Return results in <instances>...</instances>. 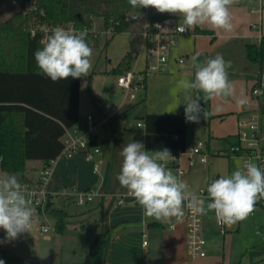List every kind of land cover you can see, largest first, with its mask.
I'll return each instance as SVG.
<instances>
[{
  "label": "trees",
  "instance_id": "trees-1",
  "mask_svg": "<svg viewBox=\"0 0 264 264\" xmlns=\"http://www.w3.org/2000/svg\"><path fill=\"white\" fill-rule=\"evenodd\" d=\"M15 1L23 6L27 0ZM33 1L34 10L23 13L14 6L11 15L0 20V170L8 174L23 173L29 160H38L44 165L54 159L62 149L65 128L78 123L79 78L53 82L37 74L34 53L42 47L41 34L29 32L31 22L47 25L50 35L51 29L58 24L72 22L78 28H92L93 19L101 17L102 29L111 27L110 35L104 38L103 49L116 33L129 30L132 22L125 19V13L136 9L128 0ZM2 2L0 0V5ZM89 40L97 43L98 37L92 38L88 33L86 42ZM245 54L264 71L263 42L245 44ZM132 61V57L126 55L113 71L119 75L124 73L130 69ZM144 88L145 80L142 92ZM129 115L143 126H124L120 134L114 136L106 193L126 190L117 180L123 160L120 152L126 144L139 141L147 151L164 148L178 151L186 146V128L190 122L185 121L184 110L172 114L148 113L144 110L142 95L122 103L108 117V122L112 124ZM50 213L57 216V228L61 230L66 213L58 207H52ZM260 228H264V224ZM105 241L104 232L95 233L80 264H102ZM260 252L264 254V248ZM0 260L4 264H39L2 248Z\"/></svg>",
  "mask_w": 264,
  "mask_h": 264
},
{
  "label": "rangeland",
  "instance_id": "rangeland-1",
  "mask_svg": "<svg viewBox=\"0 0 264 264\" xmlns=\"http://www.w3.org/2000/svg\"><path fill=\"white\" fill-rule=\"evenodd\" d=\"M7 2L10 0H4L3 4ZM4 15L0 14V19H3ZM249 21L252 22L251 18ZM34 24L35 22L32 21L29 28ZM102 25L101 17L93 19L92 30L99 33L98 42L89 40L88 45L93 50L92 69L87 77L79 78L78 123H85L88 114L93 116L97 125L96 130L99 132V145L106 157L110 153L114 135H119L124 126L131 128L137 126L136 119L132 115L118 119L112 124L108 122L109 115L118 108L120 103L128 102L124 99L125 90L117 84L119 74L113 69L126 55H130L133 60L129 70L139 72V70L145 69V48L141 47L140 38L137 39V42L135 41L134 34L120 32L116 33L102 49L104 38L110 35V33L101 32L103 30ZM221 40L224 41L222 45H215L211 51L208 48L204 50L199 62L208 59L207 56L214 58L217 54L222 55L226 62L230 61L231 67L227 71L235 94L227 97H214L206 102L201 101L202 107H205L211 115L207 119L201 116L199 123H188L187 125L185 148L195 144L198 140H202L208 157V162L196 163L181 179L187 185L188 192H194L208 179L214 178L215 180L213 173L216 171H220L221 176H229L236 170V162L240 159L230 156L229 149L237 140L238 121L243 118L248 120L250 118L248 110L256 106L257 100L251 94V87L257 74H250L257 69V65L247 59L243 44L237 43L238 41L234 36ZM245 84H247L246 90ZM135 93L137 94L138 91ZM201 95L203 94L201 93ZM136 98L137 95L131 101ZM238 107L240 110L236 112ZM262 142L264 143V137ZM224 146H226V151H223ZM220 149L221 151L218 152ZM217 153L223 155H217ZM185 160L186 156L183 154L180 157L181 166L185 164ZM34 161L38 160H29V163ZM96 162L101 167V160ZM200 165L209 166V172L207 171L206 175L199 168ZM166 167L173 171L170 166ZM101 171L95 174L94 186L98 187L100 183ZM96 198L93 197L83 204L70 201L65 208L73 214L63 218L61 230L57 228V216L50 212L40 216L36 214L30 231L23 233L15 240L5 241L6 234L3 229H0V234L3 233L0 237V248L22 254L30 259L39 258L42 264H59L61 259H63V264L65 258L72 255L70 251L77 247V245H73L72 240L76 236L85 237L89 233L91 235L93 227H99V212L97 210L93 212L84 211V208ZM104 199L110 201L112 196L105 195ZM204 206L207 208V204ZM81 209L83 210L80 211L82 213H75ZM41 224L49 225L47 233L41 232ZM82 224H84L83 228L80 226ZM263 224L264 209L257 207L247 219L232 224L225 234H220L213 224V212L209 211L203 215L202 227L206 240V255L193 257L194 259H187L185 262L183 260V264H199L204 260L211 264H264V254L260 252L264 248V233L259 229ZM45 234L51 235L52 238L44 239L43 235ZM145 239L150 242L149 248L151 249L150 260L147 261V264H161L162 257L159 245L153 247V242L149 236L147 237V234ZM185 253L187 254L186 244Z\"/></svg>",
  "mask_w": 264,
  "mask_h": 264
},
{
  "label": "clouds",
  "instance_id": "clouds-1",
  "mask_svg": "<svg viewBox=\"0 0 264 264\" xmlns=\"http://www.w3.org/2000/svg\"><path fill=\"white\" fill-rule=\"evenodd\" d=\"M128 3L133 8L151 7L159 13L183 17L181 32L202 24L232 30L229 7L234 0H128ZM87 34V29L53 27L51 34L41 41L42 47L34 53L39 69L37 74L53 82L87 77L93 56V50L86 42ZM193 67L194 79L179 80L178 88L186 93L185 121L199 123L201 116L207 119L211 115L202 107L201 101L232 92L227 71L231 62H226L220 54L203 62H197L193 57ZM179 105L167 112H174ZM120 155L123 158L117 176L120 185L134 197L144 215L162 223L170 222L172 218L179 221L186 206L202 215L212 211L220 222L235 224L247 219L257 202L264 199V171L250 161L238 160L231 175L220 176L208 185L210 202L205 208L203 198L188 192L187 185L166 167L174 158L169 149L152 151L150 155L142 142L133 141L122 147ZM35 216L36 208L17 177L8 173L0 175V229L6 234L4 240L12 241L29 232ZM0 264L4 261L0 260Z\"/></svg>",
  "mask_w": 264,
  "mask_h": 264
},
{
  "label": "crops",
  "instance_id": "crops-1",
  "mask_svg": "<svg viewBox=\"0 0 264 264\" xmlns=\"http://www.w3.org/2000/svg\"><path fill=\"white\" fill-rule=\"evenodd\" d=\"M14 6L13 0L4 4L2 2L0 5V14H5L3 19H6L11 15ZM229 10L232 23L231 31L213 28L209 24L196 25L192 28L193 33L176 37V44L171 48L168 60L163 66H161L160 69L147 72L145 74L146 80L144 91L142 92L140 90L136 95L139 97L142 95L144 96V110L146 112L172 114L180 110H184L185 106L183 103L185 102L186 93L178 88V81L181 79L193 80L195 73V69L193 67V57H196L197 62L201 61L202 52L207 50V48L211 51L215 45H222L224 41L221 39H227L228 37L234 36L238 41L237 43L243 44L244 48L247 43H264V0H234V3L230 5ZM250 18L252 22L260 19L261 34L263 36L262 40L257 38L258 32L250 26ZM124 33L134 34L136 42L138 41L137 39L140 38L141 47L144 49L141 35V25L139 23H132L129 30L124 31ZM179 57L183 58V62H178L177 59ZM207 57L209 58L210 56ZM146 64L147 61L145 58V67ZM259 72L260 68L257 65V69L252 71L250 75L255 73L258 74ZM246 88L247 84H245V90ZM232 94H235V90H232V92L227 96H232ZM122 103L123 102H121L120 105ZM177 105L179 106L174 112H167L174 109ZM239 110L240 107L237 108L236 112ZM115 111H113V113ZM258 111L260 114V126L264 134V99L259 103ZM113 142L114 137L110 153L106 157L103 155L98 139L100 154H98L93 160H86L80 153H75L69 158H59L53 165L52 176L48 184V189L52 191H59L62 188L69 189L70 187H75L77 189L93 188L98 189V191L103 194L112 196V193H106L104 189L110 172ZM206 148H208L207 145ZM223 148V151L227 150L226 146ZM220 151L221 149L218 150V152ZM149 154L151 155L152 151H149ZM217 155L223 154L217 153ZM97 160H101L102 165L101 167L99 166V170L95 172L93 167ZM42 166L43 164L41 161H34L30 163L27 161L26 170L23 173H14V175L17 177L18 181L26 177H34ZM182 167L187 168L186 160ZM205 167L206 166L204 165H200L199 168L202 169L206 175L209 166ZM99 171L102 172V176L97 187L94 186V183L96 182L95 174ZM189 171L190 168L186 171V173ZM214 174L215 179H218L222 173L220 171H216L213 175ZM212 180H214V178L208 179L207 182ZM186 190L189 191L188 187ZM116 192L120 191L117 190L114 193ZM104 196L105 195L96 196L97 198L94 199L90 205L84 208V211L87 212H93L94 210L99 212V227L94 226L91 235L89 233L88 235L86 234L87 236L85 237L76 236V238L72 240L73 245H77V247H74L76 249H72L70 251L72 252V255L65 258V262L63 264H80L85 252L90 246V242L94 234L97 232H104L106 239L102 256V264H147L151 255V249L149 248L150 242L147 241L145 246L142 245V232H145L147 237L149 236L151 238L153 247L155 245H159L162 257L161 264H183V260L185 262L187 259H194L185 253L186 240L185 222L183 217L179 221L172 218L170 222L162 223L144 215L143 209L134 197H128L125 204L120 207H115L118 205L115 204L114 198L112 197L110 201H107L104 199ZM70 201L74 200L69 197L58 196L55 199L53 207H58L62 209L67 216H71L73 212L67 211L65 208L69 205ZM80 211L83 210L81 209L75 211V213H82ZM83 225L84 224L80 226L83 228ZM170 225H172L173 228H169ZM259 229L261 230L262 228L259 227ZM43 238L51 239L52 237L49 234H45L43 235ZM81 238L83 239L82 241ZM138 241L139 243H137ZM9 252L42 264L41 259L39 258L30 259L22 254L13 253L11 251ZM62 261L63 259H61L59 264H62ZM199 264L211 263L204 260Z\"/></svg>",
  "mask_w": 264,
  "mask_h": 264
},
{
  "label": "built area",
  "instance_id": "built-area-1",
  "mask_svg": "<svg viewBox=\"0 0 264 264\" xmlns=\"http://www.w3.org/2000/svg\"><path fill=\"white\" fill-rule=\"evenodd\" d=\"M13 1L14 5L23 13H28L35 9L33 0H27L23 6L19 5L15 0ZM41 13L43 14V11H41ZM125 19L141 25V35L147 61L143 71L135 72L127 70L117 78V84L125 90L124 99L131 101L135 98V92L142 90L145 74L160 69L161 66L166 63L171 48L176 44V37L191 34L193 30L190 29L181 32L179 29L180 27H184L183 17L171 13H159L156 9L151 7L130 9L125 13ZM156 25H160V27L158 28ZM56 26H61L66 30L70 28H74L77 31L87 29V32L92 38L98 37L99 34L97 31H93L92 28L86 26L78 28L74 26L72 22L58 24ZM250 26L258 32L257 38L262 40L263 36L261 34L260 19L251 22ZM37 31L41 34L40 41H42L48 36L49 27L44 23H35L29 28V32L32 35ZM101 32L110 33L111 27ZM177 60L179 63L183 62V58L181 57ZM251 94L257 100L256 106L248 110L250 112V118L248 120L243 118L238 121L239 128L237 140L232 144L229 152L231 153L230 156L238 157L241 162H253L264 171V143L262 142L264 135L260 126V114L258 111L260 100L264 99V71H260L257 74L251 87ZM136 125L138 127L143 126L141 122H137ZM96 127L97 125L93 116L88 114L85 123H76L72 127L65 128L64 134L61 137L63 146L58 155L44 164L34 177H26L19 180L24 186L28 198L36 208L37 216L49 213L58 196L69 197L76 203L83 204L93 197L106 195L98 191V189L93 188L77 189L75 187H70L69 189L62 188L59 191L48 189L53 165L59 158H69L75 153H80L86 160H93L100 154L98 145L99 132H97ZM170 151L174 158L169 160L166 166L173 168L174 174L177 175L179 179H182L186 171L196 163H206L208 159L205 151V144L202 140H198L195 144L184 148V150ZM183 154L186 156L187 168L180 165V157ZM93 169L95 172L99 170L97 162L94 163ZM1 173L0 170V175ZM212 181L199 186L192 192L203 198L204 205L210 202L208 199L207 187ZM111 195L114 198L115 204L118 206L125 204L128 197H133L129 194L128 190L112 193ZM255 207L264 209V199L258 201ZM183 218L185 222L187 254L190 257H204L206 255V240L202 232L203 215L185 206ZM213 223L216 231L220 234H225L232 225L220 222L216 218L214 212ZM169 228H173V226L170 225ZM48 230V224H41L42 233H47ZM261 231L264 233V228H262ZM145 238L146 233L142 232L143 246L147 244Z\"/></svg>",
  "mask_w": 264,
  "mask_h": 264
},
{
  "label": "water",
  "instance_id": "water-1",
  "mask_svg": "<svg viewBox=\"0 0 264 264\" xmlns=\"http://www.w3.org/2000/svg\"><path fill=\"white\" fill-rule=\"evenodd\" d=\"M223 97H226V96H223Z\"/></svg>",
  "mask_w": 264,
  "mask_h": 264
}]
</instances>
